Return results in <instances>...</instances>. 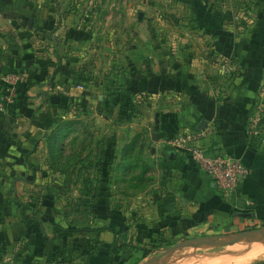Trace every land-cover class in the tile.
Segmentation results:
<instances>
[{"label": "rangeland", "instance_id": "rangeland-1", "mask_svg": "<svg viewBox=\"0 0 264 264\" xmlns=\"http://www.w3.org/2000/svg\"><path fill=\"white\" fill-rule=\"evenodd\" d=\"M113 54L133 65L140 60V72L155 63L163 72L175 61L199 66L214 85L226 77L224 92L244 76L240 62L257 60L252 114L264 80V0H0V264H27L15 257L40 236L63 249L72 242H118L111 264H175L227 247L212 246L210 240L225 238L207 231L169 235L149 213V230L139 229V192L153 191L163 161L156 160L161 148L137 124L139 98L108 122L97 121V109L102 116L109 111L106 70ZM225 60L235 69L232 77L219 67ZM7 74L19 80H6ZM95 88L102 98L93 97ZM124 130L134 135L120 152L109 138ZM261 132L264 143V114ZM32 149L29 166L25 154ZM145 201L151 208L153 198ZM109 205L114 215L106 213ZM128 205L130 214H123ZM22 207L40 227L23 222ZM70 254L60 264H76Z\"/></svg>", "mask_w": 264, "mask_h": 264}, {"label": "crops", "instance_id": "crops-1", "mask_svg": "<svg viewBox=\"0 0 264 264\" xmlns=\"http://www.w3.org/2000/svg\"><path fill=\"white\" fill-rule=\"evenodd\" d=\"M118 56H111L106 70L105 97L109 111L106 109V115L102 116L100 109H97V121L100 117L107 121L113 113L130 108L129 104L133 99L139 98L138 107L143 113L137 124L146 129L145 136H150L152 145L159 150L161 148L156 160L160 163L163 161L160 167L156 166L153 191L139 192L141 200L138 201V211L144 216L139 219V229L149 230V214L154 225H159L169 235L176 236L207 231L213 233V238H227L263 229L264 143L247 134V121L253 110L255 88L258 86V77L251 71H256L258 61L250 59L248 62H240L244 76L233 78L228 83L226 92L218 98L214 96L215 85L209 78L205 79L207 75H203L199 66L181 68L175 61L170 63L168 72H163L160 64L155 63L152 70L147 72L143 68V72H140V60L137 59L136 65H133V62H127V58L120 60ZM134 66L137 67L136 70ZM98 90L95 88L92 91L93 97L102 98V91ZM202 120H207V125L213 127L204 141L205 146L211 151L239 158L251 170V174L230 198H224L214 181L187 157L179 156L163 144L165 137L184 129L198 128ZM124 131L121 137L117 133L109 138L114 146L121 148L120 152L133 138V131ZM26 136L31 137L32 134ZM164 149L169 151L168 160L163 154ZM32 152L33 149L26 153L30 161H33ZM149 197L153 198L151 208L145 201ZM129 207L123 206L121 212L130 214ZM106 208L107 214L114 215L112 205ZM242 213L251 215L243 216ZM111 227L114 228L113 221ZM38 239V242H24L25 250L15 257V261L23 260L27 264H60V256H66V252H69L77 258L76 264H111V250L118 243L72 242L71 246L63 249L62 242H44L41 236ZM254 240L264 241V234L227 245L221 251L201 255L217 254L228 247ZM60 247L62 250L59 252ZM199 255H187L175 264H184L188 258ZM261 258L264 256L259 259Z\"/></svg>", "mask_w": 264, "mask_h": 264}, {"label": "built area", "instance_id": "built-area-1", "mask_svg": "<svg viewBox=\"0 0 264 264\" xmlns=\"http://www.w3.org/2000/svg\"><path fill=\"white\" fill-rule=\"evenodd\" d=\"M219 67L229 73L235 71L231 62L225 60L219 62ZM220 75V74H219ZM12 79L13 82L19 80V76L7 74L6 80ZM226 77L218 78L215 91L221 95L223 90L222 81ZM82 91L83 86L77 88ZM264 114V80L258 93V106L256 111L251 114L247 121V134L252 138L261 136V125ZM213 127L206 125L204 128L184 129L163 139V144L173 152L182 157H187L192 163L203 170L215 183L217 189L224 198L234 195L239 185L251 174L250 168L239 158L227 153L211 151L205 146V139L211 134Z\"/></svg>", "mask_w": 264, "mask_h": 264}, {"label": "bare ground", "instance_id": "bare-ground-1", "mask_svg": "<svg viewBox=\"0 0 264 264\" xmlns=\"http://www.w3.org/2000/svg\"><path fill=\"white\" fill-rule=\"evenodd\" d=\"M262 245L264 246L263 240H254L250 241V243L228 247L224 252L217 254H200L191 259L188 258L184 261V264H252L264 256V247Z\"/></svg>", "mask_w": 264, "mask_h": 264}, {"label": "water", "instance_id": "water-1", "mask_svg": "<svg viewBox=\"0 0 264 264\" xmlns=\"http://www.w3.org/2000/svg\"><path fill=\"white\" fill-rule=\"evenodd\" d=\"M206 125H207V120H202L201 123L199 124L198 128L199 129L204 128ZM241 215L250 216L251 214L250 213H242ZM259 234H264V228L261 230H258V231H251V232H247V233H243V234H239V235L230 236V237L223 239L221 242L213 243V241H212L213 239L212 240L209 239V240H210V242H212L211 243L212 246H227V245L234 244L236 242L247 240V239L254 237V236H257ZM178 248H179L178 245L170 247V248H168V252L171 253L173 250L178 249Z\"/></svg>", "mask_w": 264, "mask_h": 264}, {"label": "trees", "instance_id": "trees-1", "mask_svg": "<svg viewBox=\"0 0 264 264\" xmlns=\"http://www.w3.org/2000/svg\"><path fill=\"white\" fill-rule=\"evenodd\" d=\"M25 162L27 165L29 166H32V163L30 162L29 158H28V154H25ZM21 218L23 220V222L26 224V225H37V226H41V221L39 219H37L36 217L30 215L27 213L26 211V208L22 207L21 208ZM107 229L106 227L105 228H102V230H105ZM148 255V252L146 250H144V253H143V256L146 257ZM262 264V262L260 263Z\"/></svg>", "mask_w": 264, "mask_h": 264}]
</instances>
